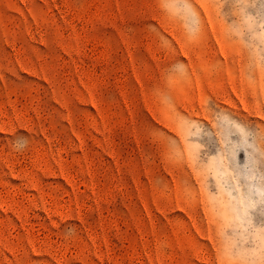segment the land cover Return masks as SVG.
Wrapping results in <instances>:
<instances>
[{
	"label": "rangeland",
	"instance_id": "374dc122",
	"mask_svg": "<svg viewBox=\"0 0 264 264\" xmlns=\"http://www.w3.org/2000/svg\"><path fill=\"white\" fill-rule=\"evenodd\" d=\"M0 264H264V0H0Z\"/></svg>",
	"mask_w": 264,
	"mask_h": 264
}]
</instances>
